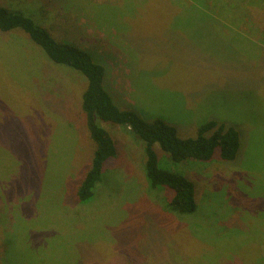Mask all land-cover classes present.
I'll use <instances>...</instances> for the list:
<instances>
[{
  "label": "rangeland",
  "instance_id": "374dc122",
  "mask_svg": "<svg viewBox=\"0 0 264 264\" xmlns=\"http://www.w3.org/2000/svg\"><path fill=\"white\" fill-rule=\"evenodd\" d=\"M0 3L94 55L120 109L241 137L234 162L184 166L199 211L180 217L148 189L144 143L102 123L119 157L80 203L87 79L0 31V264H264V0Z\"/></svg>",
  "mask_w": 264,
  "mask_h": 264
},
{
  "label": "trees",
  "instance_id": "16d2710c",
  "mask_svg": "<svg viewBox=\"0 0 264 264\" xmlns=\"http://www.w3.org/2000/svg\"><path fill=\"white\" fill-rule=\"evenodd\" d=\"M0 31L22 32L51 62L71 68L87 79L81 97V112L94 150L90 167L76 189L75 199L77 195L80 203L98 196L104 174L109 173L110 164L119 157L118 144L102 123L120 127L144 143L148 189L161 195L169 211L180 217L196 215L199 211L196 185L184 166L193 164L188 162L207 165L214 164V160L234 162L237 159L241 137L235 127L210 120L198 128L195 137L182 138L178 129L163 119L146 121L133 110L120 109L110 94L106 68L96 62L94 55L73 44L58 42L32 18L1 3Z\"/></svg>",
  "mask_w": 264,
  "mask_h": 264
}]
</instances>
